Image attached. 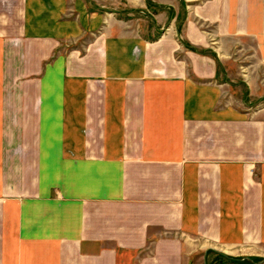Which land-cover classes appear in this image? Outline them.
I'll use <instances>...</instances> for the list:
<instances>
[{
    "label": "crops",
    "instance_id": "crops-1",
    "mask_svg": "<svg viewBox=\"0 0 264 264\" xmlns=\"http://www.w3.org/2000/svg\"><path fill=\"white\" fill-rule=\"evenodd\" d=\"M139 1L0 0V264H264V0Z\"/></svg>",
    "mask_w": 264,
    "mask_h": 264
},
{
    "label": "rangeland",
    "instance_id": "rangeland-1",
    "mask_svg": "<svg viewBox=\"0 0 264 264\" xmlns=\"http://www.w3.org/2000/svg\"><path fill=\"white\" fill-rule=\"evenodd\" d=\"M148 1L153 2L152 0ZM87 2L101 10L115 11L125 18L144 16L141 17V22H143L145 28H155L157 26L155 17H152V14L144 15L141 13V9L137 6L141 3L139 0H87ZM152 9L155 10V8ZM233 43H235V48L231 51L232 56L221 67V78L228 85V96L245 107L264 110V64H261L257 57L251 56L253 55L251 51H254L252 47L254 41L238 39L233 40ZM190 47L195 51L198 50L196 47ZM207 50L209 54H213L212 48ZM191 264L246 263L230 261L212 253L205 258L203 255L194 256Z\"/></svg>",
    "mask_w": 264,
    "mask_h": 264
}]
</instances>
